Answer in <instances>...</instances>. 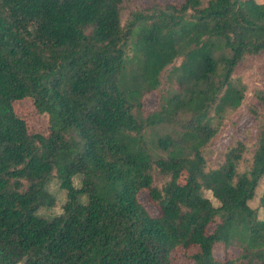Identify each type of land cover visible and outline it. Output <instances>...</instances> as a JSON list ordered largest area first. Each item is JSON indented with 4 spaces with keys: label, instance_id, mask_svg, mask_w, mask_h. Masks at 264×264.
I'll return each instance as SVG.
<instances>
[{
    "label": "trees",
    "instance_id": "trees-1",
    "mask_svg": "<svg viewBox=\"0 0 264 264\" xmlns=\"http://www.w3.org/2000/svg\"><path fill=\"white\" fill-rule=\"evenodd\" d=\"M132 1L0 0V264H179L181 250L191 264H264V218L249 205L264 178V117L253 110V152L236 141L207 167L224 114L246 99L234 71L264 52V4L155 2L124 25ZM168 69L159 110L144 116ZM256 98L264 110V89ZM24 99L49 116L48 137L17 116ZM54 178L67 200L45 218Z\"/></svg>",
    "mask_w": 264,
    "mask_h": 264
},
{
    "label": "rangeland",
    "instance_id": "rangeland-1",
    "mask_svg": "<svg viewBox=\"0 0 264 264\" xmlns=\"http://www.w3.org/2000/svg\"><path fill=\"white\" fill-rule=\"evenodd\" d=\"M186 0H133L131 3H126L123 11V24L126 25L133 12L141 11V9L151 8L155 2L159 4H174L182 5ZM206 1V0H205ZM260 4H264V0H256ZM170 69L164 73L163 86L158 92H152L145 95L143 99V114L147 116L150 113L159 110L162 104V92L167 88L166 75ZM235 82L243 84L247 89L246 99L243 105L237 110H228L224 116L219 127V132L212 140L209 153L207 154L208 169L218 168L223 162L226 151L236 142H244L253 152L257 138L261 132V123L253 115V110L264 117V110L260 101L256 98V92L264 89V52L257 56H248L235 69L233 78ZM165 92L163 93V95ZM15 112L18 117L22 118L31 134L40 133L48 137L51 133L49 116L38 112L34 105L33 99H24V101L14 103ZM187 118V117H186ZM186 118L179 119V121L172 126H159L155 131L157 134L166 132L175 133L180 130L181 123L186 121ZM218 123L217 118L214 119V126ZM185 175H182L181 183H185ZM81 176H76L74 182L76 186H80ZM155 186L161 187L167 181V177H163L158 170L153 173ZM49 191L56 197V205L51 209H40L39 215L45 218H52L62 212V207L67 200L66 191L60 188L59 182L56 178L52 179L48 185ZM264 194V178L260 181L255 197L249 202V205L258 209L259 218H264V210L260 207V198ZM205 196L210 198L215 206H219L217 200L212 197V194L205 191ZM139 201L146 208L149 214L153 217L159 215V209L154 205L149 197L148 191H142L139 195ZM215 226H210L208 231L213 232ZM184 251L178 253L179 264H191L184 258ZM229 254L233 257L240 255L238 248H230ZM221 258L225 257V252H220Z\"/></svg>",
    "mask_w": 264,
    "mask_h": 264
}]
</instances>
